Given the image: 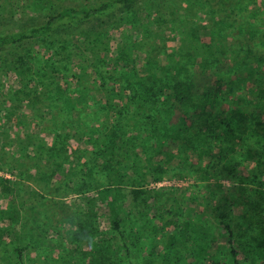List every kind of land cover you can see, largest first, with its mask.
Here are the masks:
<instances>
[{"label":"rangeland","instance_id":"rangeland-1","mask_svg":"<svg viewBox=\"0 0 264 264\" xmlns=\"http://www.w3.org/2000/svg\"><path fill=\"white\" fill-rule=\"evenodd\" d=\"M83 1L0 0V33L39 24ZM211 2L141 0L139 27L125 21L127 10L120 7L82 27H57L0 51L19 68L40 65L47 75L38 84L11 74L0 82V90L9 91L0 94V176L13 186L12 194L0 189V264H177L178 256L189 264H233L228 242L238 248L240 264H264V142L239 144L240 134L219 126L224 107L239 115L251 99L252 91L230 73L219 77L209 117L161 158L167 166L163 180L128 205L121 233L100 209V188L139 184L136 177H123L134 159L131 133H148L143 143L152 145L169 127L167 117L155 118L154 102L139 103L144 85L138 74L173 79L182 39L187 32L198 37L200 22L224 26L228 39L214 40L228 55L264 60V0ZM84 31L104 36L111 65L81 54L83 72L61 73L56 62L66 72L68 49L79 45ZM121 48L133 51L130 58L119 59ZM67 82L81 90L79 110L70 116L50 106L55 87ZM115 120L124 127L114 126ZM56 145L62 147L59 157ZM102 150L114 154L112 162L100 163ZM221 212L229 213L231 237L221 227ZM211 242L221 258L209 255ZM23 245L20 256L16 249Z\"/></svg>","mask_w":264,"mask_h":264},{"label":"trees","instance_id":"trees-1","mask_svg":"<svg viewBox=\"0 0 264 264\" xmlns=\"http://www.w3.org/2000/svg\"><path fill=\"white\" fill-rule=\"evenodd\" d=\"M191 1L196 2L197 0ZM241 1L244 2V0ZM208 2L211 6L214 5H212L211 0H208ZM140 3L141 0H84L78 4L66 5L39 24L0 33V51L16 46L26 40L46 36L57 27H82L88 22L108 16L120 7H125L127 10L128 20L125 19V21L131 27H139L142 19L139 17L138 11H144V7L139 8L140 10L137 9ZM210 5L205 4L207 7H211ZM189 9L187 8V10ZM226 18L227 21L231 19L230 17ZM186 20L184 19L185 22ZM188 26L184 23L183 35L186 34ZM197 26L198 37L194 38L193 34L190 37L187 32L186 38L182 39L181 49L184 53L176 64L173 79L165 80L163 76L161 78L155 75H151V79V77L138 74V80L142 81L144 85L139 103L143 105L154 102L158 108L155 118L161 116L165 120L167 117L169 127L164 131V134L156 137L152 145L143 143L147 139L148 133H131L129 140L133 142V145L129 150H131L134 159L127 167V172L123 177L125 175L136 177L139 184L124 188L119 186L121 182H116L97 191L99 200L103 201L100 209L104 211V219L109 221L119 233H121V226L126 217L128 205H134V203L144 199L146 188L163 180L167 172V166L161 158L166 156L173 147L183 143L188 138L187 132H191V128L196 127L209 117L210 110L215 106L217 100L219 77L222 74L230 73L231 77L242 83L244 89L252 91V94L250 101L243 105L247 108V112H241L237 115L236 112L226 110L224 107L223 114H221V117L218 116L219 126L223 128V132L240 134L239 144L244 145L247 140H251L256 144L264 142V60H253L250 55L241 57L238 53H231L230 55L225 53L222 44L218 46L214 40V38H218L221 39V42H224L228 39V36H224L223 33L224 26L208 27L203 22L197 23ZM84 32L86 33V31ZM85 35L79 45H75L71 49H68L66 45L62 47L64 50L68 49L69 60L64 66L66 72H63L58 65L59 62H56L58 71L65 74L72 73L74 76L83 72L80 65L81 54L87 55L95 62L111 65L107 54L111 51V47L108 42H105L104 36L100 32L86 33ZM132 53V50L125 51L124 48H121L122 58L119 59L130 58ZM9 61L0 56V82L11 74V77H22L27 85L30 82L34 84L44 83L47 77L45 67L37 65L36 68L30 66L23 70L16 65V62ZM47 65L51 64L48 63ZM55 90L54 100L50 103V106L59 115L70 116L79 110L77 102L81 90L78 86L72 87V84L67 82L63 86L55 87ZM7 93L9 91L0 90L1 96ZM109 105H112V103L103 106L108 109ZM110 114L111 112H108L107 116ZM104 124L107 125L108 122H104ZM114 126L124 127L123 120L120 122L115 120ZM149 129L152 136H155L154 132H158L156 128ZM149 148H156V151L152 153ZM54 149L55 155L57 157L61 156L62 147L56 145L52 150ZM110 153L102 150L98 154L101 164L112 162V158L115 157L114 154ZM106 169L109 170L107 166ZM0 189L3 193L12 194L11 178L0 176ZM228 218L229 213L221 212L219 221L223 230L231 237L234 232ZM227 244L233 264H240L238 248L232 242ZM26 248L27 246L23 245L16 250L22 256ZM209 255L213 259L221 258V255L214 253V243L212 244V242L209 244ZM177 259V264H189L184 257L178 256Z\"/></svg>","mask_w":264,"mask_h":264}]
</instances>
